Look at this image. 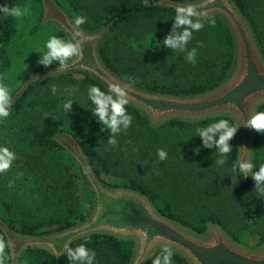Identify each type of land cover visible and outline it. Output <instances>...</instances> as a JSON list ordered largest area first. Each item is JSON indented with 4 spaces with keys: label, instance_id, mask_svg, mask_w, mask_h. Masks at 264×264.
Returning a JSON list of instances; mask_svg holds the SVG:
<instances>
[{
    "label": "trees",
    "instance_id": "1",
    "mask_svg": "<svg viewBox=\"0 0 264 264\" xmlns=\"http://www.w3.org/2000/svg\"><path fill=\"white\" fill-rule=\"evenodd\" d=\"M28 0H0V5L4 3L12 2L13 6L26 4ZM59 1V0H56ZM73 5L74 9H78L76 0H68ZM242 14L248 19L260 50L264 55V0H233ZM155 0H149V6H143V0L131 1V3H115L104 2L100 3L97 9V16L95 19H87V22L81 25L82 28L87 30L97 29L108 22L109 28L104 33V36L112 31L115 27L118 28L122 24L128 25L133 23V19H136L139 27L136 32L138 34L140 30L146 29L154 32L155 34H162L164 40L170 34L174 23L175 8L172 6L161 5L154 3ZM42 10V3H41ZM262 13V14H260ZM42 11L38 17V21L41 20ZM210 18H215L216 24L213 27L209 23ZM17 18L11 16H4L3 12H0V78L9 69L13 57L15 55L14 45L12 43V37L16 31L15 22ZM197 19V18H194ZM204 23V28L198 32H193V38L188 44V50L193 47H197V42H203V47L197 48L196 63H189L185 59V53H181L179 57L174 55L169 57L170 65L176 67L174 73L169 72L168 65L164 61L153 59L152 54L160 51L158 43L155 47L146 46L143 51H132L128 49L125 56L126 62L129 63L126 66L119 63L115 57L109 52V50L100 42L98 44V52L106 66L114 71L120 77L142 88L150 90L175 93V94H193L201 91H205L214 87L223 79L231 67L234 64L235 56V44L232 32L225 22V20L219 14H212L205 18H198ZM37 22L31 29L34 31L38 27ZM128 34L130 32H127ZM130 35H132L130 33ZM168 48L167 46H164ZM169 49V48H168ZM165 60V59H163ZM83 74V78L87 85H96L103 91H107V87L85 71H80ZM70 73L62 72L45 77L34 79L26 86V88L18 95H14L12 98V108L17 111L21 106L25 96L33 89L37 84L54 77H62L63 75ZM127 112L133 117L131 126L127 129L130 132V137L137 143L136 149H132V153L126 154V159L131 161H138V154L142 155L143 161L147 158L158 157L157 150L164 149L167 152V163L173 161L188 160L194 163L195 166L201 168L207 167L210 170V174H216V181L219 186L209 195H204L203 192L193 193L191 191L186 193V211L188 214H182L174 211L168 202L163 200V196L167 197L171 193L173 187V173L174 166L171 164L172 170L166 172H157L154 174L156 180L157 190L154 186L148 185L143 176L142 165H137L135 171L128 172L120 170L118 173H127V182L123 185L126 187L134 188L144 193L154 203L155 207L164 215L182 223L183 225L197 231L204 232L210 224L219 225L225 232L233 239L239 241L238 233L231 228L225 218V210L227 208V200L230 197L233 199L242 197L246 199L247 204H255L257 202L256 182L251 176L243 178L241 175H237L233 181L231 168L232 165L238 160L237 152L238 145L236 142V135L230 141L232 145V151L226 158L224 165H217V148L215 146L211 148L203 147V138L198 140L196 135V128L206 127L211 123L217 122L220 119H227L231 124H235L234 119L229 115L217 114L213 116H206L199 119H183V118H169L158 124H151L142 111L135 106L126 105ZM264 111V102L257 106V111ZM65 115H58L46 119L42 125L34 131L31 136V144L35 146L50 147L55 152H60V155H64V158H71V155L67 150L59 143L58 132L69 131L79 141L91 167L98 178L109 186L102 177L101 173L103 168L99 167V161L104 162V155H101L93 145L89 142V139L80 137L75 128L66 126L67 121ZM133 145V144H132ZM196 149H199L197 153ZM120 152H124L121 148ZM129 155V157H127ZM73 160V159H72ZM264 163V133L254 132V138L252 142V164L254 165V171L259 170L260 164ZM78 170L79 167L77 168ZM145 170V169H143ZM147 171V170H145ZM219 172V174H217ZM2 173H0V176ZM83 175V174H82ZM228 190V191H227ZM227 192V194H225ZM255 192V193H254ZM254 193V194H253ZM8 207V204H7ZM9 208V207H8ZM0 217L11 228L24 232V233H42L58 230L64 227L73 225L68 221L65 225L53 226L50 229L42 232H36L30 226L28 229H19L13 225L9 216L5 215L0 207ZM82 219L85 216H81ZM261 243L264 242V228L258 230ZM0 235L3 234L0 229ZM85 236H80L70 242L69 246L76 247L80 244L86 245L88 242L93 244L97 249L96 255H100L103 248L109 251L111 258L107 264H129L134 250V242L130 238H122L108 233H91L87 235L89 241L84 240ZM6 238V237H5ZM162 248L157 249L143 264H152L153 259L160 255ZM10 257L9 249L6 250ZM27 253L26 263H33L30 255L34 254L39 259V264H71L67 259L66 253L63 251L59 256L54 255L50 250L42 246H29L23 249ZM174 255L172 257V264H190L185 257L173 250ZM106 254V253H105ZM21 255V254H20ZM29 256V257H28ZM105 256V255H104ZM18 258L17 264L19 262ZM97 263H102V257L95 260ZM10 264V259L8 260ZM106 264V263H105Z\"/></svg>",
    "mask_w": 264,
    "mask_h": 264
},
{
    "label": "rangeland",
    "instance_id": "2",
    "mask_svg": "<svg viewBox=\"0 0 264 264\" xmlns=\"http://www.w3.org/2000/svg\"><path fill=\"white\" fill-rule=\"evenodd\" d=\"M131 1L135 0H76L78 9H74L68 0L57 2L74 21L77 15L95 19L100 3H131ZM41 3V0H28L26 4L21 5V7H27L28 12L23 17L16 19L15 22L16 31L11 40L15 55L9 69L0 80L10 89L12 98L25 84V80L31 72L48 67L39 64L38 61L42 58L41 52L47 50L46 43L50 36L56 35L64 39H71L57 22L49 19L44 20L42 16L38 21L42 11ZM3 5L13 6L12 2ZM37 22H39L38 27L31 31ZM138 27L137 20L133 19L132 25L122 24L105 36L103 34L99 44L101 42L119 63L126 66L129 64L125 59L128 49L143 51L146 50V46L155 47L164 40L162 34H155L146 29L140 30L138 34L134 33ZM159 47L160 51L152 54V58L164 61L168 65L166 74L174 73L176 67L170 65L169 57L172 55L179 57L181 53L174 52L161 44ZM56 64L58 62H53L50 66ZM69 72L62 77H54L34 86L25 96L18 110L11 109V115L0 122V146L9 147L17 157L13 161L11 169L0 176V207L3 213L9 216L15 227L28 229L32 226L34 231L42 232L53 226L65 225L68 221L75 224L83 220L81 216H88L93 208V191L73 156L67 151L73 160L64 158V155L55 152L52 150L53 148L31 144L30 139L34 131L46 119L60 114L68 118L66 126L75 128L80 137L89 139L94 149L104 155V162L99 161L98 166L103 168L101 177L111 186H123L128 180L127 173L135 171L139 164L142 165L141 171L146 183L154 186L157 190L153 175L157 172L169 171L170 173L173 163L175 168L173 187L167 197L163 196V200L167 201L174 211L182 214H188L185 204L187 192H203L204 195H209L219 186L215 180L216 174H210L207 167L195 166L188 160H175L172 163H167L166 159L147 157L143 161L142 155L139 154V163L133 162L129 158L126 159L125 155L132 153L130 147L134 150L137 147L136 141L132 140L129 135V130H122L116 136L118 141L116 145L109 144L110 130L101 131L104 126L97 117L93 116L91 109L95 105L88 98L89 85L85 83L83 74L78 70ZM53 85L57 88L55 94L52 92ZM70 86L77 88L74 95L65 91ZM69 99L73 100V104L71 109L66 112L63 104ZM197 138L199 140L200 136ZM121 148L124 149L123 153H119ZM78 167L80 170L77 169ZM120 170L127 171V173H118ZM11 181H14V184L9 187ZM255 196L257 202L250 205L245 202L248 198L233 199L230 197L226 202L227 208L224 215L228 222L226 224L233 227L238 233L239 242L251 247L262 244L258 230L264 228V197H259L257 192ZM84 236V240H90L87 235ZM86 247L94 250L97 254L95 250L97 248L90 242L86 244ZM100 251L101 254L96 255L95 260L102 257L103 262L95 261L94 264L109 263L111 260L109 251H106L105 248ZM20 254L18 264H27V253L22 250ZM30 258L33 261L31 264L40 263L36 255L32 254ZM6 264H9L8 261Z\"/></svg>",
    "mask_w": 264,
    "mask_h": 264
},
{
    "label": "water",
    "instance_id": "3",
    "mask_svg": "<svg viewBox=\"0 0 264 264\" xmlns=\"http://www.w3.org/2000/svg\"><path fill=\"white\" fill-rule=\"evenodd\" d=\"M42 1V19L53 20L72 37L73 20L56 0ZM172 6L192 4L198 11L219 14L228 24L234 39V64L214 87L193 94H175L142 88L112 71L99 55L98 44L110 23L95 30L80 27L84 43L81 54L68 61L31 72L20 94L34 77L80 70L94 76L106 87L109 82L128 87L129 104L144 113L151 124L169 118L199 119L217 114L231 116L239 127L236 135L237 159L252 163L254 129L243 126L249 115L264 102V55L248 19L233 0H155ZM59 143L73 156L93 191V208L78 223L42 233L17 231L0 217V229L13 246L10 264H17L21 251L29 246H42L59 256L64 245L91 233H108L134 240L129 264H143L157 249L169 246L190 264H264V243L251 247L230 237L219 225L210 224L197 232L164 215L144 193L126 186H109L95 174L78 139L69 131L58 132Z\"/></svg>",
    "mask_w": 264,
    "mask_h": 264
},
{
    "label": "clouds",
    "instance_id": "4",
    "mask_svg": "<svg viewBox=\"0 0 264 264\" xmlns=\"http://www.w3.org/2000/svg\"><path fill=\"white\" fill-rule=\"evenodd\" d=\"M143 6H149V0H143ZM0 12L4 16L13 18H21L27 14L28 8L15 5L9 7L0 5ZM207 13L198 11L197 7L188 5H177L175 8L174 23L170 34L162 41V46H167L174 52L185 53V59L192 64L196 63L197 48L203 47V42H197V47L188 50V44L193 38V32H198L204 28V23L198 19L200 16H206ZM197 18V19H194ZM87 22V18L82 15H77L73 21V29L71 39H64L56 35L50 36L46 43V51L41 52L42 58L38 61L39 64L50 66L53 62H58L59 69H66L68 61L73 57L81 54L82 45L84 43L83 34L80 26ZM209 23L214 27L216 24L215 18H210ZM39 79V77H34ZM2 80V78H0ZM76 86H70L65 91L70 94H75ZM52 92L55 94L57 88L52 86ZM88 98L95 107L92 108L93 116L104 126L101 131L110 130V139L108 143L116 145L118 143L116 136L122 131L127 130L132 123L133 117L128 114L126 105L129 104L128 87L122 86L119 83L109 82L107 91H102L99 86L89 85ZM73 104V100L69 99L63 104V108L68 112ZM12 95L10 89L0 82V122H3L11 115ZM243 126L254 129L257 132L264 133V111L255 112L249 115L247 122ZM239 127L231 124L227 119H220L217 122L211 123L206 127L196 128L197 136L203 138V147L217 148V165H224L228 154L232 151L230 141L235 137ZM197 153L199 149H196ZM157 155L160 160L167 159V152L164 149H158ZM16 154L7 146H0V173L8 172L16 160ZM254 165L247 160H237L231 168L232 179L234 181L237 175L243 178L251 176L256 182L255 191L259 197H264V163L260 164L257 170H253ZM22 175V174H21ZM14 181L9 182V187H12ZM13 246L12 241L0 235V264H6L10 259L7 254V249ZM64 252L71 264H94L96 253L89 249L84 244L76 247L69 246L66 243ZM173 249L169 246H164L160 255L153 259L152 264H172Z\"/></svg>",
    "mask_w": 264,
    "mask_h": 264
}]
</instances>
